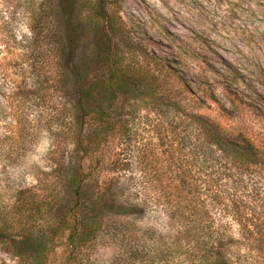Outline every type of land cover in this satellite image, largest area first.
Segmentation results:
<instances>
[{"label":"trees","instance_id":"16d2710c","mask_svg":"<svg viewBox=\"0 0 264 264\" xmlns=\"http://www.w3.org/2000/svg\"><path fill=\"white\" fill-rule=\"evenodd\" d=\"M29 33L34 66L30 74L8 77L11 124L0 138V165L18 166L45 132L52 167L36 189L19 191L15 203L0 211V241H8L17 264H93L87 253L105 226L121 233L115 222L104 226L105 220L126 219L131 223L121 225L130 233L143 211L118 181L100 188L104 167L124 171L119 155L109 160L107 150L131 142L141 105L153 115L183 116L187 87L169 63L142 50L111 0H47ZM191 120L203 141L227 159L251 164L260 150L244 135L231 141L222 124ZM170 124L174 128L165 134L177 140L185 123ZM155 152H137V166L151 174L149 190L164 210V229L179 231L186 244L159 246L153 264H232L229 241L214 226L205 195L185 185L189 175L162 170ZM136 262L131 257L129 264Z\"/></svg>","mask_w":264,"mask_h":264},{"label":"rangeland","instance_id":"374dc122","mask_svg":"<svg viewBox=\"0 0 264 264\" xmlns=\"http://www.w3.org/2000/svg\"><path fill=\"white\" fill-rule=\"evenodd\" d=\"M111 1L142 50L169 63L182 78L187 94L180 105L185 116L153 115L142 105L137 107L131 142L107 150L109 160L119 155L124 171L104 167L100 188L118 181L143 211L130 233L121 225L131 223L126 219H106L104 226L115 222L121 233L105 226L87 253L91 263L129 264L133 257L134 264H153L159 246L165 250L177 241L186 244L179 231L164 229V210L149 190L151 174L147 167L140 172L137 166V152L146 154L153 149L160 156L162 170L167 166L173 176L189 175L192 180L185 185L205 195L212 206L214 226L229 241L232 264H264V0ZM80 2L73 4L74 11L79 10ZM45 3L47 0H0L1 139L11 124L6 104L11 87L8 77L32 72L29 28ZM88 42L83 39L84 44ZM212 94L215 101L209 99ZM196 116L222 124L235 143L236 134L253 140L260 150L252 163L227 159L206 144L191 120ZM178 121L185 125L178 126V139L170 141L165 128L173 129L175 124L170 123ZM41 134L18 166L0 165V211L15 203L19 191L36 189L51 170L50 136ZM8 244L0 241V264H17Z\"/></svg>","mask_w":264,"mask_h":264}]
</instances>
